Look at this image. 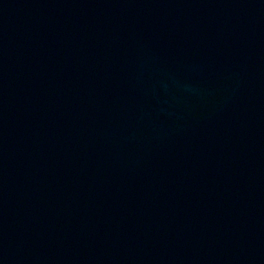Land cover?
I'll return each instance as SVG.
<instances>
[{"label":"water","instance_id":"obj_1","mask_svg":"<svg viewBox=\"0 0 264 264\" xmlns=\"http://www.w3.org/2000/svg\"><path fill=\"white\" fill-rule=\"evenodd\" d=\"M0 264H264V0H0Z\"/></svg>","mask_w":264,"mask_h":264}]
</instances>
